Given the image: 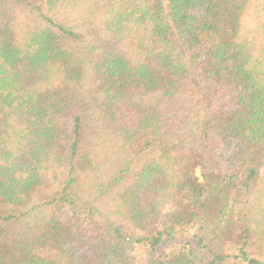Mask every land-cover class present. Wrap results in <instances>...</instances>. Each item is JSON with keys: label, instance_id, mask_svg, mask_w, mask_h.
I'll use <instances>...</instances> for the list:
<instances>
[{"label": "trees", "instance_id": "obj_1", "mask_svg": "<svg viewBox=\"0 0 264 264\" xmlns=\"http://www.w3.org/2000/svg\"><path fill=\"white\" fill-rule=\"evenodd\" d=\"M263 251L264 0H0V264Z\"/></svg>", "mask_w": 264, "mask_h": 264}, {"label": "rangeland", "instance_id": "obj_2", "mask_svg": "<svg viewBox=\"0 0 264 264\" xmlns=\"http://www.w3.org/2000/svg\"><path fill=\"white\" fill-rule=\"evenodd\" d=\"M261 197H262V196L257 195L253 200L250 201V203L248 204V207H247L249 213L252 212V208L254 207V205H255L256 203L259 202V200H260ZM136 249H138V251H140V253H141V250H140L138 247H136ZM254 255H255V257H256L258 260H260L261 262L264 263V251H263L262 253H259V254H258V252H255ZM230 264H239V263L233 261V262H231Z\"/></svg>", "mask_w": 264, "mask_h": 264}]
</instances>
